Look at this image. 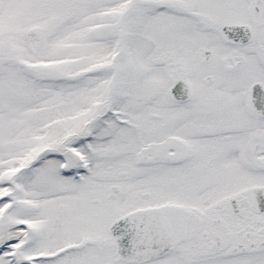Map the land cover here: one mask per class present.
Wrapping results in <instances>:
<instances>
[{"label": "snow or ice", "instance_id": "1", "mask_svg": "<svg viewBox=\"0 0 264 264\" xmlns=\"http://www.w3.org/2000/svg\"><path fill=\"white\" fill-rule=\"evenodd\" d=\"M0 264H264V0H0Z\"/></svg>", "mask_w": 264, "mask_h": 264}]
</instances>
